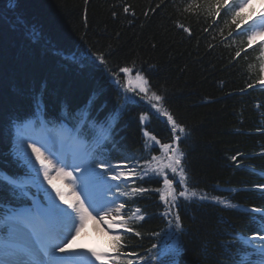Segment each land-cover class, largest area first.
<instances>
[{
	"label": "trees",
	"instance_id": "16d2710c",
	"mask_svg": "<svg viewBox=\"0 0 264 264\" xmlns=\"http://www.w3.org/2000/svg\"><path fill=\"white\" fill-rule=\"evenodd\" d=\"M227 5L236 8H218L216 0H0V234L8 212L45 209L40 188L20 191L7 180L32 174L11 155L14 133L30 121L77 130L96 144L92 165H129L127 182L112 195L146 217L129 220L133 231L119 244L101 243L116 263L233 264L237 247L242 256L250 249L244 238L263 226L245 207L264 209V53L260 42L249 44L252 23L236 16L237 1ZM122 67L162 97L185 129L177 130L179 141L168 120L121 92ZM144 113L148 132L184 154L188 185L223 201L178 199L170 218L181 217L180 231L163 215L161 180L143 173L151 152ZM141 187L147 191L132 193Z\"/></svg>",
	"mask_w": 264,
	"mask_h": 264
},
{
	"label": "rangeland",
	"instance_id": "374dc122",
	"mask_svg": "<svg viewBox=\"0 0 264 264\" xmlns=\"http://www.w3.org/2000/svg\"><path fill=\"white\" fill-rule=\"evenodd\" d=\"M244 0H240V4L243 3ZM249 4L255 5L256 13L254 14L257 16L258 14V22L257 26L255 27L254 33H259V35H255L254 39H263L264 40V25H261L259 22L261 21V14L264 13V5L259 4L258 0H247V3L244 4V7L241 8L242 10H245ZM253 39V40H254ZM135 75L131 74V76H125L124 78V85L120 82V90L121 92L129 97L130 99H135L138 97V99L144 101L150 111H153L155 114H157L161 119L167 120V116L161 115L160 112H158L155 108H152L151 104L155 103L154 101L149 102V96L151 95V92L148 93L146 96L144 93L139 92V88L137 85V82L135 80ZM142 75V74H141ZM143 76V75H142ZM145 78V77H144ZM132 81V84L130 87L135 89V91H128L129 85L127 84L128 80ZM115 83H118V80H113ZM136 93V95L134 94ZM139 94L140 96H137ZM159 107H163L162 103L160 102ZM141 116L147 117L145 120L141 121L142 125V134L145 138V145L147 148H150L151 152L148 154V158L145 160V174L148 176H156L161 180V187H160V197L162 193L165 191L164 188V175H167V177L172 180L173 182V188L175 189V195L177 198H184L179 196V192L184 190V187H187V190L189 193L195 192L196 196L191 197L197 200H201V196H206L207 199L201 200V201H212V202H218V200L198 189H194L190 187L186 181V185H180L179 184V174L172 173L171 170L167 167H164L168 163V156H171V150L164 149L162 142L158 138L155 137V140L152 139L153 134L148 132L146 129V124L150 118L148 113H144ZM145 133H148V135H145ZM27 134V135H25ZM25 134L18 136L14 139L13 142V155L19 159L25 164H27L30 168L33 167H40L38 163H35V157L32 156L31 152L27 148V144L31 143L33 141L37 142V146L43 145L44 148H46L48 151L45 152V155H48L49 152L53 154L55 157V160H59L63 163L65 170L72 172V177L75 178V183H72V178H61L64 180L67 188L72 191V194L80 195L81 200L85 201V206L88 207L89 203L92 205L91 207H88V211L91 213V218H89L86 221L85 227L80 231L79 235H76L75 230L73 228V231L71 232V238L69 240V243L65 245V251L61 252L56 251L55 255L57 257L63 256V253L70 252L74 246L79 245L80 243H83L85 239L93 238L95 237L96 240H104L107 238L116 237L119 232V227H116L120 224V222L123 220V211L120 210V212H113L109 216L104 217V221H101L100 217L104 215V211L109 209H116L118 206H110L107 204H104L100 201H98L96 198L97 196H94L93 189H90V185H92L90 181L91 174L89 173V170L83 166L84 157L86 155L85 152V145L76 140V139H67L64 134H58L56 138L50 137L47 134H41L39 136H36L35 133H29V131H25ZM32 136V137H30ZM171 144L173 148H176V144L174 143H168ZM151 147H158L159 151L155 152ZM42 148V151L44 150ZM25 150L27 151V156H25ZM181 151V150H180ZM55 152V153H53ZM60 156V157H57ZM28 157H31L32 163H29ZM153 157H157V160L153 161ZM51 158V157H50ZM54 160V162H55ZM60 165L58 164L57 167ZM155 169H162L164 175H158ZM87 170V171H86ZM53 174H55V169H53ZM43 174H39L37 177H34V180L36 181L37 185L45 188L48 190V194L46 195V199L48 201V206L50 209H52V213H49L39 224V227L37 224H31L30 228L24 227L20 224L10 223V230H9V240H11L16 246L11 247L13 251L21 252L23 249H31L33 251L38 252L35 248V244H33V239L35 237V233L37 228L39 231L47 232L50 235V240L46 243V245L50 244H59L65 237L69 236L68 228L70 226V221L68 218L60 211V209L66 210V207L60 206V199L56 196V191L53 185L54 183L47 184L46 180L42 176ZM98 181V180H97ZM102 181V180H101ZM103 184L104 185H110L112 183H115V180H112L110 178H104ZM27 183V182H26ZM109 183V184H107ZM55 186V185H54ZM61 191V189L59 188ZM63 193V192H62ZM176 198V199H177ZM165 207V212L163 215L167 217V222L171 220L169 209H171V205H166L163 200H161ZM136 215L133 216L136 218L138 216V213L135 212ZM167 213V215H166ZM77 226L79 221L77 220ZM111 223L114 225L111 229L109 228L108 224ZM168 225L169 222H168ZM97 227V228H96ZM99 231V232H98ZM3 249H1L0 254L3 253ZM27 259V257H24ZM85 263L84 261H81L79 264Z\"/></svg>",
	"mask_w": 264,
	"mask_h": 264
},
{
	"label": "snow or ice",
	"instance_id": "6c2138e0",
	"mask_svg": "<svg viewBox=\"0 0 264 264\" xmlns=\"http://www.w3.org/2000/svg\"><path fill=\"white\" fill-rule=\"evenodd\" d=\"M85 3H87V0H85ZM247 3V0H244L243 3L239 5L240 8L244 7V4ZM217 7L221 6H227L230 7V9L236 8V5H227V0H216ZM125 12H128L129 9L125 7ZM236 16H239V12H236ZM235 22V21H234ZM261 25H264V13L261 14V21L259 22ZM254 27V26H253ZM187 31V29H185ZM255 35H259V33H254L253 36L249 37V42H251L252 39H254ZM239 52H237V56H239ZM98 60H100V63H105L104 59L102 57H97ZM120 71L123 72L126 76H131L132 69L129 67H122L120 68ZM135 80L137 82L139 92L144 93L146 96L150 92V88L148 85V81L139 73H136ZM127 84L129 85L128 91H135L130 85L132 84V81L129 79L127 81ZM162 100V97L155 92H152L149 96V102L154 101L155 103H152V108H155L158 112H160L161 115L167 116L168 122L172 126V133L174 134V140L179 141L181 139L180 135H176L177 130L180 134L185 133V129L178 125L176 121L173 119V117L168 114V112L163 109L162 107H159V103ZM147 117L141 116V121L145 120ZM145 135H148V133H145ZM153 140H155V137H152ZM27 148L31 149L32 156L35 157V163L39 164V169H36L37 174H43L44 179L48 181L49 184L52 183L53 176L51 175L53 169H55V175L56 178H72V183H75V178L72 177V172L66 171L63 163L59 160H55V157L51 152L48 153V155H45V152L48 151L46 148H44L43 145L37 146V142L33 141L31 143L27 144ZM42 148L44 150L42 151ZM164 149L171 150V156H168V163L164 165V167H167L171 170L172 173L179 174V184L180 185H186V176H185V169L181 164V161L183 159L184 154L180 151L178 147L173 148L171 144H164ZM25 156H27V151L25 150ZM51 157V158H50ZM153 161L157 160V157L152 158ZM235 159V157H233ZM29 163H32L31 157H28ZM55 160V162H54ZM60 165L57 167V165ZM34 167V165H33ZM98 167L103 169L104 172H107L111 167V165L107 164H99ZM118 167V166H117ZM87 171V170H86ZM158 175H164L162 169H155ZM120 175H124V173H120L119 175H111L110 179L112 180H119ZM164 188L165 191L162 193L160 199L165 202L166 205L170 204L171 208L176 207L175 200V189L173 188V182L170 180L167 175H164ZM55 188V186L53 185ZM261 187H264L262 185ZM56 196L59 197L63 203L67 204L68 208L71 209V212H67L64 209H60L62 213L68 218L70 221V226L68 228L69 236L65 237L59 244H50V245H41L40 250L38 252L33 251L31 249H23L22 254L21 252L13 251L12 249L8 248L7 246L4 248L3 253L0 254V264H65L66 257H57L55 255L56 251L64 252L65 251V245L69 243V240L73 237H71V232L73 231V228L75 230L76 235H79L80 231L85 227L86 221L91 218V213L88 211V207H91L92 205L89 204L88 207L85 206V201L81 200L80 195H75V199L73 201L66 200L64 198V194L59 190L55 189ZM147 191L145 188H134L132 190L133 194L136 193H143ZM122 195L124 193H121ZM179 196L184 197L185 199H190L191 197L196 196L195 192L189 193L187 190V187H184V190L179 192ZM201 200L207 199L206 196H201ZM219 203H223V201H218ZM227 206V205H226ZM125 207L123 203L119 204V206L116 209H109L104 211V215L100 217L101 221H104L105 216L111 215L113 212H120ZM171 209H169L170 211ZM140 210L137 209L136 212L138 213ZM252 213H257L258 217L261 221H264V209L261 208H252ZM73 213H75V216H73ZM136 213H133V216H135ZM167 215V213H166ZM139 220L143 219V216H137L136 217ZM131 219V217H129ZM254 219H256L254 217ZM77 220L79 221L77 226ZM170 225L174 224L175 229L177 231H180L182 229V220L179 215H176L174 220L168 221ZM109 228L111 229L114 225L111 223L108 224ZM116 227L123 228L125 232H132L133 229L128 227L127 222H122L121 224L117 225ZM256 235H254L251 238H244V244L249 245L254 249V253L258 258L250 259L249 255H241L242 249L240 247L236 248V252L233 254V256L229 257L233 261V264H264V227H258L256 230ZM136 236H139V232H135ZM237 237H234L233 240L229 241L228 247H232L236 245ZM259 241V243L257 242ZM116 242L119 244L120 242V236H116ZM156 245H153V248H155ZM246 252L247 250L244 249ZM164 252L159 253L158 255H164ZM202 254L206 257L209 255L207 248H204L202 250ZM129 256L134 255V253L129 252ZM92 256L95 257L97 260L102 259V254L92 252ZM24 257H27L25 259ZM128 264H132V261L130 260ZM162 264L164 262L162 261Z\"/></svg>",
	"mask_w": 264,
	"mask_h": 264
},
{
	"label": "bare ground",
	"instance_id": "6f19581e",
	"mask_svg": "<svg viewBox=\"0 0 264 264\" xmlns=\"http://www.w3.org/2000/svg\"><path fill=\"white\" fill-rule=\"evenodd\" d=\"M258 2H259V4H263L264 5V0H258ZM28 149L31 152V149L30 148H28ZM51 175L53 176L52 183H54V185H55L56 188H58V189L60 188L61 189V192H63V194H64V198L66 200L73 201L75 199V196L72 194V191L67 188L68 186L66 185V183L64 182V180H62L61 178H56V175L53 174V172L51 173ZM43 178H44V176H43ZM46 183L49 184L48 181ZM60 206L66 207V211L67 212H71V209L68 208L67 204L63 203V201L61 199H60ZM73 216H75V213H73ZM57 254H61V252L60 253H57Z\"/></svg>",
	"mask_w": 264,
	"mask_h": 264
}]
</instances>
